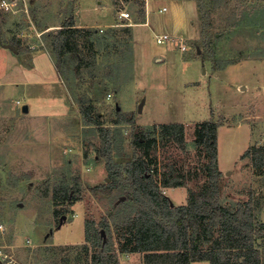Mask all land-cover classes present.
Masks as SVG:
<instances>
[{
    "label": "rangeland",
    "instance_id": "rangeland-1",
    "mask_svg": "<svg viewBox=\"0 0 264 264\" xmlns=\"http://www.w3.org/2000/svg\"><path fill=\"white\" fill-rule=\"evenodd\" d=\"M132 1L0 0V248L16 264H85L96 251L84 241V223L100 226L112 197L92 190L106 182L107 172L97 155L102 146L97 130L83 122L81 96L90 100L100 125L114 134L116 161L124 165L142 156L158 183L181 181L179 187H161L175 206L206 182L209 154L193 140L200 123L215 122L221 200L232 207L251 198L264 221V165L253 167L251 156L241 158L252 147L264 153V0H217L220 5L211 13L212 33H220L214 61L185 60L204 50L200 34L189 36L195 22L188 7L143 0L148 21L132 29L144 20ZM214 1L201 0L210 6ZM239 4L240 18L233 13ZM162 5L167 10L158 12ZM70 21L83 30L109 33L94 49L82 33L72 40L84 60L97 49L96 67L71 70L70 53L65 64L70 72H55L47 59L21 73L13 59L2 55L4 45L16 41L23 68L27 53L40 48L54 59L46 35ZM163 33L178 39L157 43L156 35ZM89 69L101 83L90 80ZM24 104L27 112L21 110ZM164 123L183 124V147L156 133L148 134L153 143L134 141H147L150 127ZM116 234L111 255L118 264H144L143 253L120 251L125 240ZM131 246L128 242L126 249Z\"/></svg>",
    "mask_w": 264,
    "mask_h": 264
},
{
    "label": "trees",
    "instance_id": "trees-1",
    "mask_svg": "<svg viewBox=\"0 0 264 264\" xmlns=\"http://www.w3.org/2000/svg\"><path fill=\"white\" fill-rule=\"evenodd\" d=\"M209 2L197 3L201 26L200 43L204 47L200 56L202 60L214 61V43L220 38V33H212L211 13L220 5V1L215 0L211 6ZM132 4L139 5L138 16L145 19L143 0H133ZM234 12L238 18L242 16L240 4L235 6ZM238 22L239 19L237 24ZM77 33L86 35L93 49L110 36L107 31L98 33L94 29L83 30L71 21L64 22L54 32H48L47 48L52 52L55 67L61 74L70 72L65 65L70 53L74 54L75 65L71 69L73 71L80 73L83 69L98 65L95 60L97 49L92 51L90 59L84 60L76 46L74 47L72 40H76ZM10 44L20 53L18 42L10 41ZM128 54L130 66V47ZM234 62L226 61L225 65ZM87 75L91 81L101 83V79L96 78L94 69H89ZM80 102L84 124L93 126L102 141L97 155L104 161L107 172L106 182L94 186L92 190L112 197V205L107 215L98 222L100 226L90 220L84 223V241L89 242L96 250L85 264H108L111 260L113 264H118L116 255H111L114 232L125 240L120 246V251L143 253L144 264H190L200 260H206L209 264H264V223L256 214L257 204L249 198L230 207L221 200L219 182L222 172L217 162L215 122L200 123L196 127L193 140L194 144L203 145L209 154V160L205 164L206 182L200 188L188 191L185 204L175 206L171 205L170 198L162 192L161 187H179L182 186L181 181L164 178L158 183L149 168L150 161H146L142 156H136L124 165L116 161L113 155L114 134H109V130L101 126L97 117L92 115L89 99L81 96ZM150 129L151 132L145 136L147 141H142L140 137H136L134 141L139 145L153 143L155 138L149 140L148 134L156 133L160 138L184 146L182 123L158 124ZM246 156H251L253 167L264 165V153L256 151L254 147L246 149L241 158ZM100 228L104 230V236ZM128 242L132 246L126 249Z\"/></svg>",
    "mask_w": 264,
    "mask_h": 264
},
{
    "label": "crops",
    "instance_id": "crops-1",
    "mask_svg": "<svg viewBox=\"0 0 264 264\" xmlns=\"http://www.w3.org/2000/svg\"><path fill=\"white\" fill-rule=\"evenodd\" d=\"M170 1L173 2L174 4H176V6L178 8H180V7H182V8L188 7L190 9V11H191V18L190 19H191V21L195 22V27L191 26V31L189 30V36L192 39L193 38H199L198 6H197L196 0H170ZM163 7H165V5H162L161 8L158 9V12H165L167 10L166 7L163 10L162 9ZM147 16H148V13H147V8H146L145 9V19H144V21L143 22H135V23L131 24L132 29H133L135 24H140V23L146 24L147 21H148ZM76 26L78 27L80 25H76ZM174 36H176V35H174ZM176 39H178L177 36H176ZM133 46H134V38H133ZM184 50H186V49H183V51ZM197 54H199V51L197 52ZM2 55L5 57V59H8V58L13 59V61H14V63H13L14 67L13 68L15 70H17V71H20L21 73H24L25 71L31 72V71L35 70L36 66L39 63L45 62L47 59H49L51 61V63L53 64L55 72L57 70L56 67H55L54 59L51 56V54L49 53V50H47V49H41L40 48V49H38L36 51L28 52L27 55H26V58H27L26 60H28V61L24 62V65L26 66L25 67L26 69L23 68L20 65L19 62H17L18 61L17 56H19L20 58L23 57L19 53H17V50L13 51L10 48L3 47V54ZM199 59L201 61H204V60L201 59L200 55L199 56H193V57L190 55L188 58L186 57L185 60L186 61H188V60L197 61ZM60 101H61V99L58 98V96H57V102L59 103ZM258 217H259V215H258ZM260 221L264 223V221L262 219Z\"/></svg>",
    "mask_w": 264,
    "mask_h": 264
},
{
    "label": "built area",
    "instance_id": "built-area-1",
    "mask_svg": "<svg viewBox=\"0 0 264 264\" xmlns=\"http://www.w3.org/2000/svg\"><path fill=\"white\" fill-rule=\"evenodd\" d=\"M162 9L164 10L165 7H163ZM119 16L126 18V17H128V13L120 11ZM155 38H156L157 43H163L166 40L176 39L175 36H170L166 33L158 34V35H156ZM180 48L183 50V49H185V46L181 44ZM108 96H110V95H108ZM0 228H2L1 225H0ZM0 259L2 262H4V264H16V261L12 258V256L10 254L5 253L2 248H0Z\"/></svg>",
    "mask_w": 264,
    "mask_h": 264
},
{
    "label": "water",
    "instance_id": "water-1",
    "mask_svg": "<svg viewBox=\"0 0 264 264\" xmlns=\"http://www.w3.org/2000/svg\"><path fill=\"white\" fill-rule=\"evenodd\" d=\"M4 46L7 47V48L12 49L13 51H16V49H15L11 44H5ZM21 110H22L23 112H27V111H28V106H27V104H24V105L21 107ZM122 198H123V197H122ZM171 205H172V202H171ZM101 232L103 233V230H102Z\"/></svg>",
    "mask_w": 264,
    "mask_h": 264
}]
</instances>
